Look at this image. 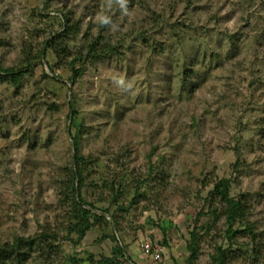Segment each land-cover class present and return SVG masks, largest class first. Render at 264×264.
<instances>
[{
	"label": "rangeland",
	"instance_id": "rangeland-1",
	"mask_svg": "<svg viewBox=\"0 0 264 264\" xmlns=\"http://www.w3.org/2000/svg\"><path fill=\"white\" fill-rule=\"evenodd\" d=\"M92 41L115 50L91 62ZM0 67L23 70H0V243L59 233L22 264H98L116 244L110 264H147L149 235L157 264H217L218 247L264 264V0H0ZM71 172L102 216L78 243ZM223 194L242 204L231 225Z\"/></svg>",
	"mask_w": 264,
	"mask_h": 264
},
{
	"label": "trees",
	"instance_id": "trees-1",
	"mask_svg": "<svg viewBox=\"0 0 264 264\" xmlns=\"http://www.w3.org/2000/svg\"><path fill=\"white\" fill-rule=\"evenodd\" d=\"M63 30L58 32L54 37H52L50 42V47L55 52L56 57L60 59H64L65 56L67 57L69 53L68 51V45L67 42H70V40L74 37V35L78 32V29L75 27V24L68 21V19H65L63 21ZM115 48L112 45H105L100 46V48L96 46V41H92L88 45L87 50V56L88 60L91 62H94L96 60L102 59L106 57L109 53H111ZM79 60L82 61V57L78 56ZM76 59V60H77ZM75 60V61H76ZM75 61L72 59L71 61L66 62V64H69L70 69L73 72V76H77L78 73L81 72V66L80 67H74ZM0 70L2 72H7V75L11 77V80L13 83H17L21 76L23 75V70H16L14 71L12 68H2L0 67ZM73 142L75 146V158L76 163H82L84 162V158L82 155L78 154V143H77V137H73ZM71 178L69 179L70 185L66 188H70V194L67 193L65 195V198L69 201L70 205V220L72 222V225L67 226L65 229L70 233H76V238L73 239L71 235H66L63 238L71 241L72 243H78L86 234V231L89 229L92 217H102L101 214L94 213L93 210L96 209V207L89 202L83 201L80 196H78L80 190V187L77 188L76 186V178L79 176L78 172L74 173L71 172ZM105 186L110 188L111 191L115 192V196L113 197V200L111 203L117 202L118 196L121 194V190L119 187H116L112 184H108L105 182ZM217 192H218V186H217ZM207 200V199H206ZM220 200L223 201L226 205H228L227 208V216H228V222L230 225L232 222L236 220L237 217H240L242 215L241 209L242 204L240 200H236L232 197H230L228 194L220 195ZM219 201V199H218ZM136 202L135 196H133L132 201L130 205H133ZM120 210L125 209L124 206L118 207ZM106 213H109L108 209H101ZM116 224V221H114ZM231 228V227H230ZM230 233V232H229ZM59 233H53L48 230L42 231L41 233L36 234L35 236H28V237H16V239L12 242H6V243H0V264H7V259L11 258L10 262L11 264H22L24 261V258L28 256V251L25 249L27 247L31 248V246L36 245L38 251H44L46 248L47 241H55L58 239ZM196 235L193 234V242L195 241ZM25 241V245L24 242ZM52 247V246H51ZM50 247V248H51ZM218 259L217 264H225L226 260V249H222L221 247H218ZM29 250V249H28ZM50 251V249H49ZM114 255L112 257H103L102 260L99 261L98 264H110L113 259L115 258V254H118L122 258L126 257V254L123 251V248L121 245L116 244V246L113 249ZM43 255V254H42ZM197 255V251L195 249H192L190 256L187 259L188 264H193V259H195Z\"/></svg>",
	"mask_w": 264,
	"mask_h": 264
},
{
	"label": "built area",
	"instance_id": "built-area-1",
	"mask_svg": "<svg viewBox=\"0 0 264 264\" xmlns=\"http://www.w3.org/2000/svg\"><path fill=\"white\" fill-rule=\"evenodd\" d=\"M140 254L143 260L150 259L147 264H157L162 259L163 248L157 242H153L149 235L141 243Z\"/></svg>",
	"mask_w": 264,
	"mask_h": 264
},
{
	"label": "clouds",
	"instance_id": "clouds-1",
	"mask_svg": "<svg viewBox=\"0 0 264 264\" xmlns=\"http://www.w3.org/2000/svg\"><path fill=\"white\" fill-rule=\"evenodd\" d=\"M108 21H107V19H105V23H107Z\"/></svg>",
	"mask_w": 264,
	"mask_h": 264
},
{
	"label": "crops",
	"instance_id": "crops-1",
	"mask_svg": "<svg viewBox=\"0 0 264 264\" xmlns=\"http://www.w3.org/2000/svg\"><path fill=\"white\" fill-rule=\"evenodd\" d=\"M143 260V259H142Z\"/></svg>",
	"mask_w": 264,
	"mask_h": 264
}]
</instances>
